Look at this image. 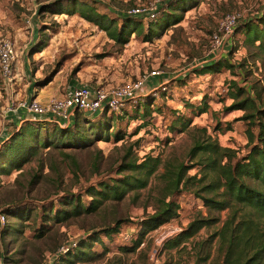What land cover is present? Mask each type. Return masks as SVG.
<instances>
[{
	"label": "rangeland",
	"instance_id": "374dc122",
	"mask_svg": "<svg viewBox=\"0 0 264 264\" xmlns=\"http://www.w3.org/2000/svg\"><path fill=\"white\" fill-rule=\"evenodd\" d=\"M58 1L60 0H0V39H10L18 53L16 59L21 60L18 63L19 70L13 68V75L16 76L12 84L6 83L0 74V125L5 122L3 116L10 103L24 94L23 84L29 79L23 74L21 62L25 51L29 50L37 37L39 41L46 39L47 42L41 51L27 54V75L39 79V87L58 86L63 91L71 84L111 87L134 80L153 68L161 71L162 78L172 77L189 62L206 54L209 35L222 15L235 10L247 17L257 13L264 5V0H196L195 6L176 10V13L182 15L181 20L162 34L146 40L144 26L141 34L131 33L128 41L120 44L77 13L69 15L55 12L59 6ZM69 1L61 0L66 5ZM85 1L95 4L100 12L115 17L120 25L122 19L118 15L126 13L127 9L136 4H147L152 0ZM187 1L182 0L183 3ZM42 5L44 6L41 7ZM237 37L240 36L237 34ZM224 50L233 62L241 61L246 55L245 48L241 46L232 53H229V46ZM246 69L251 71L248 73ZM234 71L237 72V68L221 69L211 74L210 78L209 75L194 78L184 87H176V91L187 97L192 96V93H188L189 90L193 89V94H196L197 89L205 90L209 96V109L201 115L192 116L193 123L206 126L208 132L222 145L243 153L246 150V120L236 119L243 113L242 109L224 113V107L233 101L227 87L230 79H236L243 86L250 84L254 97L264 102V62L258 61L251 66L246 64L243 75ZM155 96L158 97V94ZM145 103L148 106V102ZM153 103L151 113L142 118L143 122H140V118L122 114L123 111L119 116L114 115L111 123L115 126L112 130L109 129V140L96 141L93 136L88 146L77 148L53 145L42 147L36 142H29L31 148L36 145L33 148L37 149L22 168L12 169L9 174H0V211L16 206L14 208L23 213V216H19L6 212L4 221H0V264H48L53 249L61 243L84 236L93 229L102 230L118 219L122 221L119 232L111 235L100 233L99 240L91 244L92 255L76 260L73 264L197 262L198 257L204 254V250L200 249V242L220 222L201 228L194 237L176 247H166V240H160L167 231L176 227L183 228L192 218L207 214L201 199L189 190H182L175 195L179 203L178 216L147 233L142 244L134 251H124L119 247L124 243L120 231L132 233V240L125 242L132 245L137 236L136 221L153 211L164 183L160 177V173L164 171L163 165L150 176L144 188L128 190L119 200L109 198L93 212L70 216L63 221L47 220L44 234L38 235L42 226L41 219L47 213L45 208L50 207V203H55L57 207L63 196L76 193L81 196L82 201L90 199L85 193L88 185L115 175V167L129 147L132 152L130 155H135L138 160L146 154H152L160 155L163 161L190 163L188 157L192 137L198 132L190 126L184 131L166 134L160 123L165 112L172 118L177 115L176 112L172 113L174 108H178L184 115L190 116L191 112L175 100L167 102L165 98H157ZM123 108L132 112L133 106L128 103ZM139 109L143 111L144 106H139ZM145 122L147 124L143 125ZM230 122L232 128L228 129L226 127ZM217 125H220L219 129H216ZM116 128L125 133L124 138L117 142L113 138ZM48 133L50 136L43 131L42 138L53 141L55 136L51 128ZM166 137L171 139L168 143ZM198 169L197 166L190 168L187 174L196 173ZM225 213L226 210L215 212L221 219L225 217ZM216 245L213 240L211 254L214 257ZM152 248L157 249L155 254H152Z\"/></svg>",
	"mask_w": 264,
	"mask_h": 264
},
{
	"label": "trees",
	"instance_id": "16d2710c",
	"mask_svg": "<svg viewBox=\"0 0 264 264\" xmlns=\"http://www.w3.org/2000/svg\"><path fill=\"white\" fill-rule=\"evenodd\" d=\"M69 2L66 5L61 0L58 1L59 6L55 12L69 15L77 13L107 32L120 44L126 43L131 33L141 34L144 26L146 27L144 35L146 40L162 34L181 20L182 15L176 13V10H183L187 6L186 9H188L196 4V0H188L184 3L182 0H162L155 18L146 19L122 12L118 15L122 19L119 25L115 17L100 12L91 2L85 0H70ZM237 34L240 37H237ZM46 42V39L39 41L37 37L28 53L32 55L41 51ZM240 46L246 50V55L241 61L233 62L230 55L207 61L184 75L171 79L166 89L158 90V97L148 93L141 99L125 103L132 104V112L125 110L124 104L118 111L105 110L96 115L76 112L72 121L66 125L42 119H28L12 128L8 137L0 143V174H9L12 169L22 168L37 149L33 148L36 145L32 148L29 146L30 141L42 147L53 145L77 148L88 146L93 136L96 141L109 140L111 135L109 129L112 130L115 126L111 123L114 115L119 116L123 111L122 114L135 119L140 118V122H143L142 118L151 113L152 106H154L153 101L157 98H165L167 102L169 100L179 101L191 112L190 116L184 115L178 108H174L172 113H177L174 118L165 112L160 125L167 132L166 134L181 132L190 126L198 132L192 137L188 157L190 163L163 161L160 155L152 154H146L138 160L135 155H130L131 147H129L128 152L122 156L115 167V175L88 185L85 193L90 196V199L82 201L81 196L76 193L63 196L64 198L59 200L57 207L55 203H50V207L45 208L47 213L41 219L42 226L39 228L38 235L44 234L48 225L47 220L63 221L70 216L93 212L109 198L119 200L128 190L137 191L144 188L150 176L154 175L163 165L164 171L160 173V177L163 178L164 183L160 197L157 198L153 211L136 221L137 236L132 245L125 243L122 236L124 230L120 231L124 241L119 246L121 249L134 251L142 244L147 233L178 216L179 203L175 195L182 190H189L201 199L207 214L192 218L180 232L166 240V247L179 246L182 242L194 237L201 228L220 222V225L200 242V249L204 250V254L198 257L195 264H264V102L254 97L250 84L243 86L236 79H230L227 90L233 101L224 107V113L232 109L243 110V113L236 117L237 120H246V142L244 144L246 150L240 153L236 148L222 145L208 132L206 126L193 123L192 116L201 115L209 109V96L205 90L197 89L196 94H193V89L190 88L192 90L188 93H192V96L187 97L177 94L176 91V87H184L194 78L207 75L210 78L211 74L221 69L237 68V72H234L243 75L246 64L251 66L258 61L263 63L264 5L257 13L248 15L237 25L229 53L236 51ZM250 71L246 69V72ZM0 74H2L1 70ZM145 102H148V106ZM139 106H144V110L140 111ZM156 108L161 110L160 107ZM229 124L226 127L228 129L232 128L231 122ZM49 128L55 136L53 141L42 138L43 131L49 135ZM219 128L220 125H217L216 129ZM113 136L114 141L117 142L124 138L125 133L116 128ZM170 140L166 137L167 143ZM195 166L199 168L198 171L187 174L188 170ZM118 173L121 174L117 175ZM14 207L16 206L7 207L0 211V215L6 216V212H10L23 216L21 210ZM223 210H226V213L221 219L220 215H216L215 212L220 213ZM121 223L122 221L118 219L113 225L105 226L102 230L93 229L86 235L78 237L75 247L58 254L48 264H73L76 260L90 257L93 252L91 244L99 240L100 233L105 232L106 235H111L119 232ZM213 240L217 243L215 257L211 254ZM56 249L52 252L54 253Z\"/></svg>",
	"mask_w": 264,
	"mask_h": 264
},
{
	"label": "built area",
	"instance_id": "2783aa9c",
	"mask_svg": "<svg viewBox=\"0 0 264 264\" xmlns=\"http://www.w3.org/2000/svg\"><path fill=\"white\" fill-rule=\"evenodd\" d=\"M162 0H152L147 4H136L126 10L129 15L140 16L146 19H152L157 16L158 6ZM258 12V11H257ZM246 17L239 11H229L222 15L217 21L216 27L209 35V48L203 57L192 60L177 74L168 78L163 77L158 84L148 90L145 89L146 82L152 77L161 76L159 69H151L142 76L115 86L103 87L92 86L88 84H76L70 91L53 95L45 101L35 98L27 99L20 98L12 101L7 107V113L13 112L20 116V123L28 119H42L56 122L60 125H66L74 118L76 112H81L87 115H96L105 110H119L125 103L136 101L144 97L148 93L158 94V90L166 89V83L170 79L180 77L189 70L206 63L207 61L218 59L227 55L224 52L227 46L230 48L233 45L234 33L237 25ZM17 56L13 42L8 38L0 39V70L4 81L12 84L13 78V63ZM24 113V115H23ZM5 138L0 135V143ZM5 215H0V221L3 222ZM181 227H176L171 231H167L160 240H167L181 231ZM123 240L129 242L132 239V233L124 231ZM77 245V239H70L58 246L56 251L51 254L52 261L60 253L66 252L69 248ZM152 254L157 252L156 248H152ZM48 262V263H49Z\"/></svg>",
	"mask_w": 264,
	"mask_h": 264
},
{
	"label": "crops",
	"instance_id": "0c3cea01",
	"mask_svg": "<svg viewBox=\"0 0 264 264\" xmlns=\"http://www.w3.org/2000/svg\"><path fill=\"white\" fill-rule=\"evenodd\" d=\"M25 53L26 54H24V58L22 59L21 65H23V67H24L22 69H23V74H24L25 78H28L29 80L25 84H23L24 94H23V96H21V98H27V99L35 98L37 100L45 101L53 95H60V94H64V93L70 91L71 88L76 85V84L68 85V87L64 91L59 89L58 86H52V87H48V88L39 87V82H38L39 80L33 79L32 77H29L27 75V71L29 70V66H28L29 59H28V55H27L28 50H26ZM17 56H18V53H17ZM225 56L228 57V55H225ZM19 61H21V60L18 58V59H16V63L13 64L14 70H17V69L19 70V68H18L19 67V65H18ZM14 65H15V67H14ZM20 78H22V76H20ZM161 79H162L161 76L150 78L144 86L145 89L148 90L149 88L153 87L155 84H158V82ZM23 115H24V113H23ZM3 117H4L5 122L0 125V135L4 138H7L8 135L10 134L11 129L14 127H17L20 124V116L17 114H14L13 112H8ZM36 119H38V118H36ZM0 122H2V121L0 120Z\"/></svg>",
	"mask_w": 264,
	"mask_h": 264
}]
</instances>
